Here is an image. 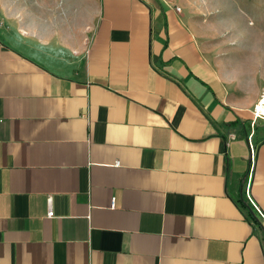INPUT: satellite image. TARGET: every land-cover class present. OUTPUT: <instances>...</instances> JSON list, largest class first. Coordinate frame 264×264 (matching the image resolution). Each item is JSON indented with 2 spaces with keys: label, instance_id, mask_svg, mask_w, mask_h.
<instances>
[{
  "label": "crops",
  "instance_id": "1",
  "mask_svg": "<svg viewBox=\"0 0 264 264\" xmlns=\"http://www.w3.org/2000/svg\"><path fill=\"white\" fill-rule=\"evenodd\" d=\"M182 9L0 0V264H264V57Z\"/></svg>",
  "mask_w": 264,
  "mask_h": 264
},
{
  "label": "rangeland",
  "instance_id": "2",
  "mask_svg": "<svg viewBox=\"0 0 264 264\" xmlns=\"http://www.w3.org/2000/svg\"><path fill=\"white\" fill-rule=\"evenodd\" d=\"M194 21L200 42L209 41L218 54H259L264 57V0H174ZM182 9V11H183ZM264 58L244 71L248 93L260 95L264 89ZM257 89V90H256ZM257 92V93H256Z\"/></svg>",
  "mask_w": 264,
  "mask_h": 264
},
{
  "label": "built area",
  "instance_id": "3",
  "mask_svg": "<svg viewBox=\"0 0 264 264\" xmlns=\"http://www.w3.org/2000/svg\"><path fill=\"white\" fill-rule=\"evenodd\" d=\"M174 9L176 10V11H180V8L178 7V6H174ZM261 98H264V89H263V92H262V94L260 95V98H259V100H258V102H257V104H260L261 102H262V99ZM257 104L255 105V107H254V118L256 119V118H262V117H264V116H262V115H259L258 114V110H257ZM247 199H248V201H249V203L251 204V206L260 214V216L262 217V219H263V221H264V216L261 214V212L258 210V208H257V206L254 204V202L250 199V197L248 196V194H247ZM47 216L48 217H52L53 216V212H52V210H51V208H50V202H49V208H48V211H47Z\"/></svg>",
  "mask_w": 264,
  "mask_h": 264
},
{
  "label": "bare ground",
  "instance_id": "4",
  "mask_svg": "<svg viewBox=\"0 0 264 264\" xmlns=\"http://www.w3.org/2000/svg\"><path fill=\"white\" fill-rule=\"evenodd\" d=\"M262 102L257 104L258 114L264 116V98H261Z\"/></svg>",
  "mask_w": 264,
  "mask_h": 264
}]
</instances>
